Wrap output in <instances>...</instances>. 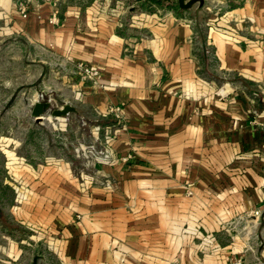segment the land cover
<instances>
[{
  "label": "crops",
  "instance_id": "obj_1",
  "mask_svg": "<svg viewBox=\"0 0 264 264\" xmlns=\"http://www.w3.org/2000/svg\"><path fill=\"white\" fill-rule=\"evenodd\" d=\"M94 1L30 29L99 69L102 85L68 91L122 109L126 159L87 191L69 161L25 163L13 212L27 233H5L0 264L37 263L42 238L61 264H264V0H151L126 21Z\"/></svg>",
  "mask_w": 264,
  "mask_h": 264
},
{
  "label": "rangeland",
  "instance_id": "obj_2",
  "mask_svg": "<svg viewBox=\"0 0 264 264\" xmlns=\"http://www.w3.org/2000/svg\"><path fill=\"white\" fill-rule=\"evenodd\" d=\"M87 1L90 0H59L60 8L52 0H0V245H3L5 233L18 241L23 233H27L15 220L13 212V206L20 197L19 182L25 174V163L43 164L52 158L69 161L80 188L87 191V184L99 183L98 165L106 163L101 159L105 136L109 131V134H114L123 127V122H119L123 120L122 109L120 117L113 112L97 114L71 97L73 92L68 91L69 79L81 86L75 91L79 96L86 85H94L93 81L82 73L74 72V62L62 57L49 39L40 42V36L34 34L37 30L30 29L42 18L48 25L56 26L68 4ZM94 2L104 7L107 14H118L125 21L137 20L131 16L139 13L134 12L138 8L147 11L153 8L151 0ZM160 2L164 4V1ZM49 6L50 15H43L42 10ZM49 36L48 33L46 38ZM37 100L50 103V109L40 120L31 114ZM65 103L75 104L76 111L65 116L51 115V109ZM103 184L111 186L105 180ZM260 214L261 211L254 215ZM42 243L38 247L41 258L33 264H61L45 238H42ZM4 255L0 246V262L5 260ZM28 256L31 259V252Z\"/></svg>",
  "mask_w": 264,
  "mask_h": 264
},
{
  "label": "built area",
  "instance_id": "obj_3",
  "mask_svg": "<svg viewBox=\"0 0 264 264\" xmlns=\"http://www.w3.org/2000/svg\"><path fill=\"white\" fill-rule=\"evenodd\" d=\"M73 66L75 68L74 72H79L82 73L83 75L87 76L93 81V84H101L102 83V78L100 75V71L97 67L91 66V65H86L83 62H74ZM42 96V95H41ZM49 100V99H48ZM120 107L119 106H108L106 113L113 112L116 117H120ZM105 115V114H104ZM121 122V120H119ZM110 133V131H109ZM104 138V144L105 146L101 150V159L104 160L105 162L112 164L118 161H124L126 157H118L116 156L114 149L112 147V141L114 138V134H109ZM260 213V210H255L254 214L258 215ZM241 259H236L232 261L230 264H241Z\"/></svg>",
  "mask_w": 264,
  "mask_h": 264
},
{
  "label": "water",
  "instance_id": "obj_4",
  "mask_svg": "<svg viewBox=\"0 0 264 264\" xmlns=\"http://www.w3.org/2000/svg\"><path fill=\"white\" fill-rule=\"evenodd\" d=\"M164 2H171L172 0H159ZM199 1L200 3L202 0H177V4L181 9H187L189 8L193 3ZM50 109V103L49 101H39L37 100L32 107L31 114L34 116L36 120L43 119V114L45 111ZM76 108L68 103L63 104L62 106L58 108L51 109V115L52 116H65L66 114H69L71 112H75Z\"/></svg>",
  "mask_w": 264,
  "mask_h": 264
}]
</instances>
